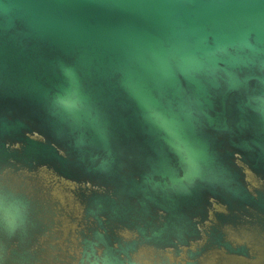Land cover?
<instances>
[{
  "label": "water",
  "instance_id": "water-1",
  "mask_svg": "<svg viewBox=\"0 0 264 264\" xmlns=\"http://www.w3.org/2000/svg\"><path fill=\"white\" fill-rule=\"evenodd\" d=\"M0 264H264V0H0Z\"/></svg>",
  "mask_w": 264,
  "mask_h": 264
}]
</instances>
